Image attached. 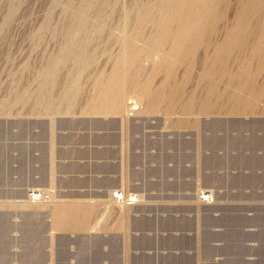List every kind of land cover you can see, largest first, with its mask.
I'll use <instances>...</instances> for the list:
<instances>
[{
    "label": "rangeland",
    "instance_id": "obj_1",
    "mask_svg": "<svg viewBox=\"0 0 264 264\" xmlns=\"http://www.w3.org/2000/svg\"><path fill=\"white\" fill-rule=\"evenodd\" d=\"M156 1L94 0L101 18L66 32L84 0H0V264H264V6L244 13V47L214 62L248 0H214L218 18L181 60L131 19ZM128 41L161 97L148 107L129 89L120 112L101 110L96 82Z\"/></svg>",
    "mask_w": 264,
    "mask_h": 264
},
{
    "label": "bare ground",
    "instance_id": "obj_2",
    "mask_svg": "<svg viewBox=\"0 0 264 264\" xmlns=\"http://www.w3.org/2000/svg\"><path fill=\"white\" fill-rule=\"evenodd\" d=\"M214 2H215L214 0H158V1L150 4L149 6L144 5L145 7L139 6L136 9L134 8L135 11L137 12V15H135L134 18L131 17V19H134L135 21H139L141 23L142 22L143 23L149 22L151 24L153 23L152 27H153V25H154V27H153V29L150 30L151 31L149 33L150 35L148 36L147 35L148 32H147L146 33L147 37L145 36L147 38L145 41L147 43V45L152 49H160V48H162V46L167 44L168 47H167V49H165L164 54L173 55L174 57L181 60V59L186 58L194 50V47L197 48L198 45L201 44V42L204 40L205 36H203V34L205 35L204 29H205L207 22L210 21L211 19H212L211 21H213V18H215V19L218 18V17H216V15H218V14L215 13L216 9H214V4H213ZM259 3L264 6V0H248L247 2H245L242 5V10L239 11V13L236 15V20L239 21V22L237 21L238 25H236L237 24L236 23L234 27H230V29H228V30L226 29L227 31H225V34L222 36V38L219 40V42L215 43L218 40H215V42H213L214 46H212L213 47L212 50H213L214 55H212L213 59H212V57H211V59L214 62L220 61L221 59H223V56L228 55L231 51L233 52L234 48H235V50L236 49L239 50V49L244 47L243 36H240V32L243 28V21L245 20V17H243L244 13H246L245 11L248 10L247 9L248 6L250 8L252 4L254 6V4H259ZM138 5H139V3H138ZM135 11H134V13H135ZM70 13H71L72 17L68 18V19L73 20V21H77L78 22L77 24H79V25L76 24L75 26H73L74 28L72 27V29H69V27H67L68 26L67 25L66 26L67 28H65L66 32L68 30H70V31L75 30V32L76 31H79V32L82 31L83 32V30H86L85 25L87 24V22H89L90 20H93V19L99 20L101 18V16L103 15L101 13V10H99V6L96 7L94 0H84V2L81 5L77 6L76 8L70 9ZM235 14H236V12H235ZM90 15H92L93 17H91ZM125 16L126 15H124V17ZM126 19H128V17ZM126 19L124 20V22L126 21ZM127 21L131 22L130 19H128ZM244 23H245V21H244ZM210 25H212V24H210ZM246 25H247V22H246ZM221 27H223V26H221ZM259 28H260V26H259ZM141 31H143V29ZM141 31H140L139 35L144 34V33H141ZM79 32H78V34H79ZM257 35H259V34H257ZM127 37H128V35H127ZM68 39H70V38H68ZM247 39H245V40H247ZM131 41H132V39H131ZM207 41H209V40H207ZM251 41L252 42L250 43L248 48L250 49V51L255 56L258 55V57H259L261 51H263L262 48L264 45L262 46L258 37L253 38ZM122 43H124V41ZM209 43H211V42L209 41ZM245 43H246V41H245ZM64 44H65L64 46L66 48L65 50H69V49H71L70 47H73L74 41L72 40L69 42L67 40V42ZM246 45H245V47H246ZM123 46H125V45H123ZM121 48H122V46H121ZM72 50L73 49H71V51ZM121 56H120V58H121L120 60L115 59V62L111 65L110 71L106 74L105 78L101 81L96 82V87H97L96 89L98 90V94H97L96 99H97V101H100L99 104H101V106H102V107H100V109L101 110L104 109L103 105H105V103L112 102L113 103V110L116 109L117 112L118 111L120 112L122 107L125 105L124 101H127V100H125V92H126V90L128 91L129 89L136 90L140 95L139 99L142 102H144L146 104V106L149 107L150 105L154 104V102L157 100V98L161 97L160 92H162V91H160L161 89L159 90L157 88L153 89L150 86V83L146 80H144V81L141 80V82L138 80L137 74L140 72L141 66L136 65V62H137L136 60L140 55L137 53V49L135 48L134 45H132L130 43V41L126 42V49L123 50ZM165 56L164 55H163V57L161 56L162 57L161 60L164 61ZM85 58H86V54L84 52H82V51L75 52V59H76L79 66L85 62ZM159 63H161V62H158L157 64L155 63L156 64V65L154 64L155 67L154 68L152 67V68L157 69V67H159L161 65ZM132 67H134V68L136 67L135 71L134 70L130 71V68H132ZM168 68H169V70H168ZM168 68H167V71L169 72L171 70V66ZM51 70H52V66L47 64V65H44L42 67L41 72H43V73L44 72H50ZM130 72H132V73H130ZM247 72L245 71V72H241L238 74V71H237V76L240 79V81H238L236 83H238L240 85H237V84L236 85H237V87L243 85V86H246L245 89L249 88V89L253 90V88H254V87H252L253 84L250 86L248 85L250 83V80L252 81L253 78H251L249 80L248 76L244 77V75H243V74L246 75ZM46 80H49V79L44 78L40 82L39 87L32 92V95L35 98H38L40 93L44 89ZM166 83H167L166 80H162L161 82H159L160 86H158V85L157 86L159 88H161V87H163L162 84L165 85ZM167 86H168V84H167ZM262 86L264 88V85H262ZM165 88L166 87L164 86V88H162V89L164 90ZM240 88H238V90ZM245 89L243 88L240 90L243 91ZM249 89H248V91H249ZM261 90L262 89L259 88L258 91H255V90H253V91H255V93H257V92L260 93L259 91H261ZM253 91L251 93H253ZM257 94H256V96H257ZM139 95H138V97H139ZM67 96H68L67 93L63 94L64 98H66ZM231 96H233V95H231ZM132 103H133V101H132ZM132 105H134V104H132ZM190 107H191L190 103L186 104V108H190ZM131 108H134V107H131ZM112 196H113V194H112ZM132 199H133L132 197H129L127 199V202L132 201ZM201 199L207 200L210 198L208 195H204V193H203L201 196ZM66 213L68 214V212H66ZM66 213L65 212L63 213V211H58V213H57V211L55 212V216L58 217V223L59 224L63 222L62 220L65 217Z\"/></svg>",
    "mask_w": 264,
    "mask_h": 264
},
{
    "label": "built area",
    "instance_id": "obj_3",
    "mask_svg": "<svg viewBox=\"0 0 264 264\" xmlns=\"http://www.w3.org/2000/svg\"><path fill=\"white\" fill-rule=\"evenodd\" d=\"M113 197H114L115 199H122V198H123V195L121 194V192L114 191V192H113Z\"/></svg>",
    "mask_w": 264,
    "mask_h": 264
}]
</instances>
